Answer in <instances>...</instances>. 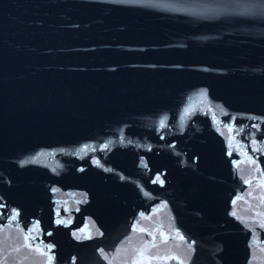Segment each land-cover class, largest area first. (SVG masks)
<instances>
[{"label": "water", "instance_id": "obj_1", "mask_svg": "<svg viewBox=\"0 0 264 264\" xmlns=\"http://www.w3.org/2000/svg\"><path fill=\"white\" fill-rule=\"evenodd\" d=\"M262 224L264 0H0V264H264Z\"/></svg>", "mask_w": 264, "mask_h": 264}, {"label": "snow or ice", "instance_id": "obj_2", "mask_svg": "<svg viewBox=\"0 0 264 264\" xmlns=\"http://www.w3.org/2000/svg\"><path fill=\"white\" fill-rule=\"evenodd\" d=\"M157 179H159V177H157ZM262 226H264V224H262ZM161 237H162V240L165 239L163 237V233H161ZM181 239H183V237H180ZM173 259H176L175 257H172ZM49 264H51V258H49ZM180 264H183V262L181 261Z\"/></svg>", "mask_w": 264, "mask_h": 264}]
</instances>
